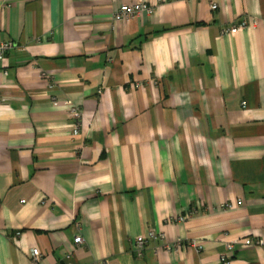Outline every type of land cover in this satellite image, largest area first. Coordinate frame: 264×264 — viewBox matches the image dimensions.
Wrapping results in <instances>:
<instances>
[{"label":"crops","instance_id":"1","mask_svg":"<svg viewBox=\"0 0 264 264\" xmlns=\"http://www.w3.org/2000/svg\"><path fill=\"white\" fill-rule=\"evenodd\" d=\"M0 43V264H264V0H0Z\"/></svg>","mask_w":264,"mask_h":264},{"label":"built area","instance_id":"2","mask_svg":"<svg viewBox=\"0 0 264 264\" xmlns=\"http://www.w3.org/2000/svg\"><path fill=\"white\" fill-rule=\"evenodd\" d=\"M210 8L212 10H215L217 8V6L215 4H212L210 6ZM153 11V8H151V6L140 2L137 4H133V5H127V4H123L119 7L118 11L115 13L114 15V19L117 21H122L124 19L127 18H132V17H136L137 15L141 14V13H147V14H151ZM245 27V24L242 23L237 27L232 28L229 33H235L240 29H243ZM13 48V45L11 43H0V66L7 54V52ZM66 113L67 116L72 120V135L73 136H77L80 133V128L82 125V114L80 112V110H78L75 106L73 105H69L66 109ZM238 205H241L240 202H238ZM181 221H183V219H181ZM149 238H156V237H160L162 238L163 235L162 234H157V232L151 230L148 234ZM74 244L78 245L82 242L80 236H77L74 238L73 240ZM179 241L176 242L174 244V249L177 250L178 246H179ZM146 244V241L142 238H137L135 240V248L137 249V256H141V250L144 248ZM243 244L245 246H250V245H262V241L261 240H256L253 241L251 239H247L243 242ZM191 247H193L194 249H199V247L195 244L192 243L190 244ZM165 251H169V246H165L164 247ZM223 250L225 251L221 256H220V260L221 262L225 263L227 261V257L225 256L226 253L231 252L233 250V244H225L223 247ZM30 257L32 262L36 263L40 258H41V254L39 253L38 249L36 248H32L30 251Z\"/></svg>","mask_w":264,"mask_h":264}]
</instances>
